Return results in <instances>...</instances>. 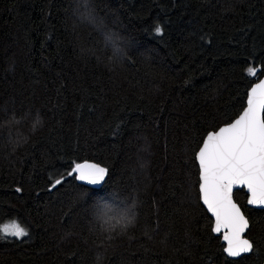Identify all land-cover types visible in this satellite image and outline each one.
Returning a JSON list of instances; mask_svg holds the SVG:
<instances>
[{"label":"trees","instance_id":"1","mask_svg":"<svg viewBox=\"0 0 264 264\" xmlns=\"http://www.w3.org/2000/svg\"><path fill=\"white\" fill-rule=\"evenodd\" d=\"M263 75L264 0H0V224L28 230L0 264H262L264 210L234 192L253 251L228 258L196 153Z\"/></svg>","mask_w":264,"mask_h":264},{"label":"snow or ice","instance_id":"2","mask_svg":"<svg viewBox=\"0 0 264 264\" xmlns=\"http://www.w3.org/2000/svg\"><path fill=\"white\" fill-rule=\"evenodd\" d=\"M162 32L159 24L154 26L156 35ZM257 71L256 67L247 69L252 77ZM246 103L237 119L218 131L208 132L196 154L200 166V198L215 217L213 231H223L222 239L226 242L223 252L233 261L253 251L252 242L243 235L249 221L233 202V186L247 188L249 205L264 207V80L248 90ZM106 172L104 167L83 162L75 163L67 175L96 185L104 180ZM64 179L60 176L51 186L54 188ZM5 234L19 239L27 236L28 230L12 220L0 224V235Z\"/></svg>","mask_w":264,"mask_h":264},{"label":"water","instance_id":"3","mask_svg":"<svg viewBox=\"0 0 264 264\" xmlns=\"http://www.w3.org/2000/svg\"><path fill=\"white\" fill-rule=\"evenodd\" d=\"M260 80H264V75L258 80V81H256L251 87H253L255 84H258L259 82H260ZM251 89V88H250ZM249 89V90H250ZM246 101H247V99H246ZM247 106V103L245 104V107ZM244 107V108H245ZM244 108H243V110H244ZM243 110L239 113V115L240 114H242V112H243ZM239 115L238 116H236V118H234L232 121H234L235 119H237L238 117H239ZM231 121V122H232ZM230 122V123H231ZM224 126H226V124L225 125H222L221 127H224ZM220 128V127H219ZM218 128V129H219ZM218 129L216 130V131H218ZM206 137V136H205ZM203 145V141H202V143H201V145H200V147ZM199 147V148H200ZM198 151H199V149H198ZM198 151H197V153H198ZM196 153V154H197ZM196 161H197V164H198V168H199V197H200V166H199V162H198V159H197V155H196ZM83 162H88V163H94V164H97V165H99V166H101V167H104V168H106L105 166H103V165H101V164H99V163H97V162H94V161H91V160H85V161H82V162H80V163H83ZM107 169V168H106ZM107 176H108V169H107V172H106V175H105V178H104V180L100 183V184H96V185H92V184H89V183H87L86 181H80V180H78V182H80L81 184H83V185H85V186H87V187H90V188H93V189H99L100 187H102L103 186V184L105 183V180H106V178H107ZM236 190H243L245 193H246V195H247V199H246V205L248 206V207H250V208H254V209H262V210H264V207H261V206H253V205H249L248 204V199H249V196H250V193L248 192V190H247V188L245 187V186H233V190H232V199H233V202L234 203H236L237 204V206L240 208V206L238 205V203L235 201V199H234V196H233V194H234V192L236 191ZM200 202H201V204H202V206L205 208V210L207 211V213L209 214V216L211 217V219H212V232H213V234L215 235V236H218V235H221V239H222V236H223V231L221 232V233H215L214 231H213V228H214V226H215V217L213 216V214L207 209V206L203 203V201L201 200V198H200ZM240 210H241V212H242V214L244 215V213H243V211H242V209L240 208ZM245 216V215H244ZM246 217V216H245ZM246 219H247V217H246ZM248 220V219H247ZM249 226H250V224H249ZM249 230V227H248V229L246 230V232L243 234L244 235V238H246V239H248L247 238V236H246V234H247V231ZM222 242L224 243V247H226V242L222 239ZM251 253V252H250ZM250 253H248V254H250ZM248 254H244V255H248ZM243 255V256H244ZM229 258V257H228ZM231 259V258H230ZM262 264H264V259H263V262H262Z\"/></svg>","mask_w":264,"mask_h":264},{"label":"rangeland","instance_id":"4","mask_svg":"<svg viewBox=\"0 0 264 264\" xmlns=\"http://www.w3.org/2000/svg\"><path fill=\"white\" fill-rule=\"evenodd\" d=\"M99 201V200H98ZM98 205H99V203H97ZM105 204H103L102 205V209H103V214H105L106 215V217L108 218V220L109 219H112V217L111 216H113L112 214H110V213H108V211H110V208H112V206H109L108 204H106L105 205V207H108V209L107 210H105L104 211V206ZM112 205V204H111ZM99 209H100V206H99ZM10 221H12V220H10ZM10 221H8V222H10ZM8 222H4V223H2V224H5V223H8ZM18 222V221H17ZM2 236V238H9V237H12V238H16V237H14V236H10V235H1ZM21 238H23V237H21ZM21 238H19V239H21Z\"/></svg>","mask_w":264,"mask_h":264}]
</instances>
